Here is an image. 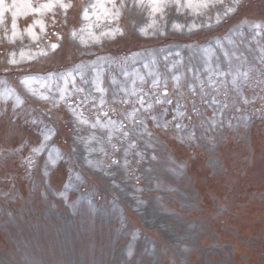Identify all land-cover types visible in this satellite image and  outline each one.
Returning a JSON list of instances; mask_svg holds the SVG:
<instances>
[{
    "label": "rangeland",
    "instance_id": "obj_1",
    "mask_svg": "<svg viewBox=\"0 0 264 264\" xmlns=\"http://www.w3.org/2000/svg\"><path fill=\"white\" fill-rule=\"evenodd\" d=\"M93 2L72 0L67 24L57 9L55 28L45 16L47 32L37 26V41L24 31L39 18L34 14L18 18L23 37L14 44L3 39L0 26V264H264V0H239L236 11L227 16L223 12L235 0H222L208 10L212 26L191 33L187 25L204 24L208 15H193L187 8L178 12L172 5L162 19L126 0L129 6L120 19L124 35L83 46L69 33L86 23L83 10ZM153 19L155 28L141 34ZM174 23L185 25L184 30H174ZM53 31L64 37L55 52L18 65L8 63L12 52L20 59L21 51L29 55L38 46L56 42ZM93 31L99 34L101 28ZM84 36L89 39L87 32ZM217 42L222 50L215 47ZM209 47L215 50L213 65L227 70L230 62L234 70L248 72L249 81L237 91L231 76L226 77L215 93L219 103L208 109L197 97L203 126L195 124L199 139L188 142L182 138L189 129L175 125L191 124L179 115H191V105L175 94L166 66L177 62L172 72L184 73L182 82L191 80L193 71L206 76L203 50ZM125 58L128 63H121ZM151 59L169 77L168 98L173 102L156 104L155 97L148 96L153 109L139 114L146 131L126 120L129 136L119 139L120 133L114 134L112 143L119 139L120 149L115 152L106 129L78 124L65 105L53 108L20 83L25 76L42 81L78 64L98 65L111 102L113 90L130 87L135 72H148L144 64ZM95 75L88 72L89 79ZM112 78L116 84H111ZM146 80L143 87L148 91L151 78ZM33 88L47 91L40 83ZM114 106L119 110V115L110 113L114 119H125L131 111V105ZM213 107L223 115L213 117ZM85 116L94 121L87 109ZM214 119L222 123L210 128ZM49 130L53 135L45 139ZM91 135L96 139L88 147L99 148L102 142L107 155L86 151L83 140ZM132 142L136 147L128 150L130 163L125 167L124 149ZM41 144L45 150L33 156L31 149ZM49 153L57 160L55 166L47 163ZM30 156L35 161L31 167ZM86 159L103 161V166L90 168ZM113 159L119 163L112 164Z\"/></svg>",
    "mask_w": 264,
    "mask_h": 264
},
{
    "label": "snow or ice",
    "instance_id": "obj_2",
    "mask_svg": "<svg viewBox=\"0 0 264 264\" xmlns=\"http://www.w3.org/2000/svg\"><path fill=\"white\" fill-rule=\"evenodd\" d=\"M222 3V0H186V3H181V0H147L145 5V0H133V6L137 7H147L149 9V15L155 17L157 13L161 15L163 19L165 10L174 5L176 10L179 12L184 8L190 9L193 15H208V10L214 8L216 4ZM239 3V0H235L233 6L226 7L223 16H227L230 13L236 11L235 4ZM129 5L126 4V0H94L93 3L87 5L82 13V19L86 22L79 29L73 28L69 37L73 41H78L83 46H89L90 44H101L103 39H115L117 35H124V29L120 26V19L123 15V11ZM73 7L72 0H0V26L3 27L4 37L3 39L7 42L14 44L16 39L19 37L22 39L23 33L18 28V18L21 16H28L30 13L38 16L39 18L34 19L32 24H30L24 31L33 40L37 41L39 36L35 32V28L39 26L41 33L47 32L48 25L45 23L44 17L50 16L52 27H56V17L57 9L60 10V14L64 16V24H67V14L68 10ZM10 17V27L9 24ZM212 18L208 15V22L204 24L192 23L187 25V31L191 33L195 29L201 27H211ZM221 13L217 12L215 14V23H220ZM155 19H153L152 24L142 27L140 29L141 34L149 35L147 29L155 28ZM173 29L177 31H182L185 25L178 23L173 24ZM253 28H261L259 24L252 25ZM93 28H101L99 34L93 31ZM85 32L89 39H85ZM10 33V35H9ZM155 35L156 32L151 33ZM161 34H164L161 32ZM51 35L56 37V42H49L47 48H41L38 46V51L29 55H26L23 51L20 52V59L16 58V53L12 52L8 63L10 65H18L24 61H31L37 59L41 56L49 55V52H55L63 41L64 37L56 31H53ZM215 47H219L222 50V45L217 42ZM206 67L204 71L207 73L206 76H202L195 71H193L192 79L187 82L184 81V73L177 75L172 72V69L176 68L177 62H173L171 67L166 66V71L171 73V81L173 89L176 95H180L183 100L191 105L190 112L191 115L185 116L184 112H180L179 115L191 122L190 125H181L177 123L175 127L177 129L183 130L188 128L187 136L182 139L188 142L198 140L199 137L196 136L194 131L195 124L201 123L204 119V112L197 107L196 98L199 97L200 103L205 109L209 106H215L219 103L216 98L215 93L219 91L220 86L223 85L225 78L231 76V85L234 90H239L241 83H247L249 81V73H241L238 69H233L230 62L228 64L227 70H222L219 63L213 65L212 59L215 55L214 47L205 48L203 50ZM179 55V53H176ZM224 57L228 59V53H223ZM98 60H103L105 62L106 58L98 57ZM167 59V56H165ZM121 63L127 64L128 58H125ZM146 69H149L147 73L135 72L132 79L130 80V87L119 86L112 92V99L109 102L108 94L109 89L104 86V80L101 76V71L103 70L98 65L89 64H78L71 71L61 74L57 77L55 74H49V77L45 80H39L35 76H25L20 83L34 96H39V99L43 101H48L51 103L53 108H58L60 105H65L70 111L71 116L80 125H87L91 129H101L107 130V141L111 145L113 152L119 151L118 143L119 139H126L129 136V131L126 130L127 121H131L133 124H138L142 129L146 131V124L143 118H140V113H149L153 109V103L149 102L147 97L154 96L156 104L172 103L173 101L169 99V87L168 79L169 77L161 72L158 67L155 66V60L151 59L149 63L144 64ZM95 72V78L89 79L88 72ZM124 75L127 77L130 74L127 69H122ZM146 77H150L151 87L148 91H145L143 85L147 83ZM243 77V81H241ZM77 78L79 83H77ZM34 83H40L42 88L47 89V91L37 92L33 88ZM115 78H112L111 84H116ZM139 83V87H138ZM71 85V87H69ZM54 86V87H53ZM183 89V91H181ZM98 94V95H97ZM122 94V95H121ZM6 95H11V93H6ZM161 96L164 99H161ZM21 101L17 97V104ZM247 103V101H245ZM116 104L120 105H131V111H128L125 115V119H114L111 114L119 115V110L114 106ZM183 107V105H182ZM226 107V105H225ZM94 113V121H90L87 116H85V110ZM213 117H221L223 115L222 110H216L212 108ZM149 119H155V117L149 116ZM216 123H222L219 119H214L210 123V128H214ZM203 124L201 123V127ZM160 127V125H157ZM167 127V124L164 125ZM115 133H120V137L117 143H112L113 136ZM53 135L52 130H49L45 134V139L50 138ZM150 136L151 133H148ZM95 135H91L84 139L86 151L90 154L92 152L99 151L101 153L105 152L103 143L101 142L99 148L88 147L93 140H95ZM211 143V141H210ZM136 147L135 143H128L127 148L124 149L125 159L124 166L127 167L130 161L127 159V152L129 149ZM45 150V145L41 144L39 147H34L31 149L33 156L39 155ZM140 159H143V154L140 152L136 153ZM154 158V157H153ZM28 164L31 167L35 161L32 156L28 157ZM57 159H60L59 154H57ZM57 160L52 159V154L49 153V161L51 165L55 166ZM86 163L90 168H100L103 166V161L100 160H90L86 159ZM112 164H118L119 161L113 159ZM47 166V164H46ZM61 195H63L61 193ZM75 205H73L74 207ZM26 264H32L31 261H27Z\"/></svg>",
    "mask_w": 264,
    "mask_h": 264
}]
</instances>
